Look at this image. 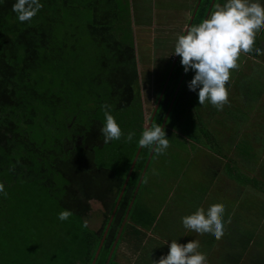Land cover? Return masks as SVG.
I'll list each match as a JSON object with an SVG mask.
<instances>
[{"label":"trees","instance_id":"obj_1","mask_svg":"<svg viewBox=\"0 0 264 264\" xmlns=\"http://www.w3.org/2000/svg\"><path fill=\"white\" fill-rule=\"evenodd\" d=\"M197 1L191 11L190 26L207 17L211 1L222 2L199 0L194 12ZM14 2L0 0V183L5 185L7 194H0V264H20L19 260L9 263L8 257L14 252L3 249L11 243L10 226L16 217L10 210L28 200L19 199L20 192L30 191L42 192L62 210H69L82 225L97 216L96 227L87 224L82 235L75 234L69 247L59 249L56 256L67 260L66 264H91L139 146V136L154 108L145 119L132 31L127 24V35L122 34L118 0H41L43 6L37 14L23 23L12 11ZM259 43L260 37L256 35L254 47L260 48ZM180 59L178 56L150 126H161L183 72ZM164 68L162 76L157 77L154 104L170 70L168 66L163 73ZM193 75L192 71L184 73L167 117L175 120L180 129L169 125L163 128L165 134L176 131L182 149L191 134L212 145L220 143L217 126L222 121L217 117L221 110L207 102L198 104L196 93L187 87ZM231 80L235 92L248 99L256 100L264 89L260 79L250 74L240 72ZM230 103L228 99L227 105ZM102 105L110 106L122 131L119 141L127 148L126 152H115V159L109 158L110 161L105 156L112 154L114 140L103 143L99 131L104 121ZM223 110L228 119L240 118L239 113L236 116L225 107ZM128 132L135 133L131 142L124 138ZM238 145L251 149L250 155L240 151V156L254 157L246 139L242 138ZM150 150L141 147L94 264L105 263L132 198L116 248L134 232L135 242L140 243L141 234L152 228L154 217L140 202L148 167L134 195ZM231 174L230 170L227 176L232 178ZM251 177L237 180L241 186L264 193V184ZM92 201L99 202L102 208L94 211ZM225 220L228 239L222 254L224 264H264V248L258 255L250 252L246 256L250 244L260 243L258 235L262 232L258 234L256 223L243 227L230 221L229 214ZM208 239L209 245L215 246V239ZM245 256L248 261L244 263ZM256 256L261 262H256ZM108 264H118L114 254Z\"/></svg>","mask_w":264,"mask_h":264},{"label":"rangeland","instance_id":"obj_2","mask_svg":"<svg viewBox=\"0 0 264 264\" xmlns=\"http://www.w3.org/2000/svg\"><path fill=\"white\" fill-rule=\"evenodd\" d=\"M118 2L122 18V34L124 37L127 35V32L125 33L127 24H129L132 31L131 36L134 40L138 63L141 99L146 119L154 106V94L158 88L157 77L162 73L163 67H165L164 73L166 68L171 65L175 55L172 53L175 38L185 29L186 21L192 16L189 12V5L193 1L187 3V13L190 14L187 17H173L168 15V11H165L166 15L162 11H156L160 6V0H118ZM213 3L211 1L207 15L213 10L215 4ZM142 5L145 6V13L149 12L147 9L150 5L153 8L151 13H158L155 16H141L138 10L141 9V13H144ZM172 8L173 6L170 8L171 13ZM131 9H134L133 12ZM137 14L139 16H135ZM256 35L260 37L259 45L263 46L264 49V31ZM238 64L237 69L231 70L230 79L242 72V74H250L259 78L264 84V55L257 58L241 55ZM227 90L228 99L231 103L230 105L225 104L224 107L233 111L236 116L237 113L240 115V119L236 121L237 126H235L238 129L237 137L232 134L231 127L226 128L224 126L223 121L228 118V115H225L222 109L221 116L217 117L222 121L221 126L217 127L223 132L222 135L225 139H223V143L225 141V145L220 143L212 145L205 138L200 139L188 134L187 146L184 145L182 149L178 145L179 138L168 131V134L165 135L172 144L164 152L155 151L152 154L153 156H151L147 166L145 186L154 185L162 190L175 188L170 201L174 203L173 199L176 198L174 213L177 215L189 214L194 212L197 207L207 209L211 204H223L226 210L225 217L229 214L230 221L246 227L249 222L256 223L258 234L262 232L258 235L261 237L260 243L254 240L255 242L250 244L246 256H249L250 252L253 255H258L256 253L264 248V212L260 213L264 210V193L255 190L251 186H241L237 179H249L254 176L258 182L264 184V89L260 91L257 99L252 102L245 101L241 98L242 96L235 97L240 92H235L233 80L229 82ZM208 121L211 127L213 119L210 118ZM164 125L180 129V125L175 120L166 119ZM189 127H192L191 123ZM240 138L246 139L253 148L252 152L256 153L254 159L239 156L238 163L235 161V153L242 151L250 155L249 148L236 145ZM191 141H196L200 145L193 144ZM230 142L231 144H229ZM111 146H113L114 153L112 151L111 155L105 156L107 161H110L109 158L111 160L114 158L115 152H126L127 150L126 144L119 140H114ZM203 153H206V155L204 156ZM230 170L231 175H233L232 178H230V175V177L227 176ZM146 190L145 187L140 192L144 194ZM25 197H28V200L21 207L10 210L16 217L15 220H12L10 226L9 239L11 243H7V247L3 249L14 252L11 257H8V262L14 263L19 260L20 264H66L67 260L63 258L56 259L59 258L56 256H58L59 249L69 247L75 234L82 235L83 225L81 220L71 214L68 220L59 221L57 214L62 209L56 206L51 199H47L42 192L37 194H33L32 191L28 194L20 192L19 199ZM163 197L164 191L158 199L161 204ZM171 206L172 204L167 205L163 212L168 214L173 211ZM92 207L95 211L101 208V204L92 201ZM179 220L180 218H175V221ZM87 221L90 225H94L99 219L97 220V216L93 215ZM175 221L169 219L166 225L167 232H164L163 220L160 219L154 233L161 234L156 237L157 239H150L148 242L146 241L148 237L142 238L139 253L143 254L147 251L156 253L159 249H168L167 243L164 244L165 239L166 241L178 240L179 243L192 240L193 232L181 233L183 226L176 224ZM198 236L199 250L207 253L206 247L213 246L208 243V237L210 236ZM227 236L228 233L224 232L223 238L217 240L223 248L226 239H228ZM246 256L244 263L248 261ZM256 259L258 263L261 260L259 256H256ZM147 263L153 264L152 258Z\"/></svg>","mask_w":264,"mask_h":264},{"label":"clouds","instance_id":"obj_3","mask_svg":"<svg viewBox=\"0 0 264 264\" xmlns=\"http://www.w3.org/2000/svg\"><path fill=\"white\" fill-rule=\"evenodd\" d=\"M41 0H15L12 11L19 22L30 21L42 7ZM264 31V0H222L217 2L206 18L184 29L174 41L172 53L178 55L185 73L194 75L187 87L197 95L199 105L208 104L221 110L228 103L226 85L231 70L239 67L241 55H264V49L254 47L256 34ZM104 121L100 128L103 143L119 140L122 131L110 113V106H101ZM134 132L124 137L131 142ZM140 147L164 152L169 140L161 126L145 127L137 141ZM5 185L0 183V194L7 195ZM225 206L211 204L207 209L197 207L194 212L180 218V223L189 232L208 235L219 240L224 235ZM71 212L62 210L57 214L59 221L68 220ZM87 227V223L83 225ZM168 251L153 264H207V257L199 251L197 240L179 243L165 241Z\"/></svg>","mask_w":264,"mask_h":264},{"label":"crops","instance_id":"obj_4","mask_svg":"<svg viewBox=\"0 0 264 264\" xmlns=\"http://www.w3.org/2000/svg\"><path fill=\"white\" fill-rule=\"evenodd\" d=\"M169 2H171V3L169 4ZM191 2H192V4L189 5V7H190L189 12L191 14V11H192V8L194 5L193 4L194 0H172V1L171 0H160V6H159V8L156 9V11H158V12L162 11L165 15H166L165 11H168V15L173 16V17L174 16L175 17H187L188 15H190L189 13H187V3H191ZM197 5H198V3L196 4L195 8L197 7ZM172 6H173V8L171 9L172 10V13H171L170 8ZM195 8H194V10H195ZM131 10L133 12L134 9H131ZM140 10L141 9H139L138 11L140 12L139 14L141 16H145V15L146 16H155L158 13V12H155V14L151 13V11L153 10L152 5H150L149 8L147 9L149 11L147 13L144 12L146 9H145V6L143 7V5H142V10L144 13H141ZM139 14H137L135 16H139ZM186 26H187V24H186ZM186 26H185V28H186ZM159 75L162 76V73ZM173 133H175V135H176V131H173ZM180 141H181V139L179 140V142ZM185 144H187V142H185ZM145 187L147 188V190L144 194L141 193L140 202L145 208H147L150 211V213L154 217V222H153L152 228L150 230H148L146 233L143 232V234H141V233L140 234L143 238L148 237L146 240L148 242L150 239H154V238L157 239L156 237L161 234V233L158 234L157 232H156V234L154 233L156 226L158 225V222L160 219L163 220L164 232H167L166 231V225L168 224L169 219L175 221V218L176 219L181 218L182 216L187 215V213L178 214V215L174 213L176 210V208H175L176 198L174 197V199H173L174 203H171L172 201H170V199L173 197V193L175 192V188H167L166 190L165 189L162 190V189H159L158 187H156L154 185L153 186L146 185ZM163 191H164V197H163V202L161 204L158 201V199H159V196L163 195ZM91 204H92V202H91ZM169 204H172L171 209L173 211H170L168 214H166L163 211L167 208V205H169ZM101 208H102V205H101ZM97 220H98V218H97ZM175 222H176V224L177 223L181 224L180 220L175 221ZM87 224L91 228L97 226L96 223L94 225H90L88 223V221H87ZM163 230H162V232H163ZM188 232L189 231H187L185 228H182L181 233L187 234ZM179 235H180V233H179ZM134 236L136 237L135 232L132 234H129L128 239L122 240L118 244L117 248L115 246L116 249L114 248V251L112 254H114V256H115L116 263H118V264H140V263L144 262L145 264H148L147 262L149 261V259L152 258V261H158L160 259L161 255L166 254L168 251L167 248H163V249H159L156 253H149V251H147V252H144L143 254H141V253H139L140 243L135 242L136 239H134ZM198 237L199 236L195 232H193L192 240H199ZM222 238H223V236H222ZM165 241H166V239H165ZM215 241H216L215 246L213 245L210 248L206 247L207 253L203 252V250H199V251H201L202 253H204L206 255L207 264H224V260L222 259L223 246L219 245L217 240H215Z\"/></svg>","mask_w":264,"mask_h":264},{"label":"water","instance_id":"obj_5","mask_svg":"<svg viewBox=\"0 0 264 264\" xmlns=\"http://www.w3.org/2000/svg\"><path fill=\"white\" fill-rule=\"evenodd\" d=\"M197 3H199V0H198ZM195 10H196V8H195ZM195 10H194V12H195ZM192 17H193V15L191 16L190 21H189V23L187 24V26H186L185 29H187V28L190 26V23H191ZM177 57H178V55H174V58H173V60H172V62H171L170 70H169V72H168V75H167V78H166L165 84H164V86H163V88H162V90H161V92H160V95H159V97H158V99H157V101H156V103H155V105H154L153 112H152V114H151V116H150V119H149V121H148V123L146 124L145 127L150 126L151 120H152L153 115H154V113H155V111H156V109H157L158 103H159L160 98H161V96H162V93H163V91H164V89H165V85H166V83H167V81H168L169 75L171 74L172 69H173V67H174V65H175V63H176ZM184 73H185V72H184V70H183L182 75H181V78H180V80H179V82H178V85H177V87H176V89H175V92H174V94H173V97H172V99H171V101H170V104H169V106H168V108H167V111H166V113H165V115H164V118H163V120H162V123H161L162 130H163L164 126H165V125H164V124H165V121H166V119H167V117H168V115H169L170 109H171L172 104H173V101H174V99H175V96H176L177 90H178V88H179V86H180V84H181V81H182V79H183ZM140 150H141V147L138 146L137 151H136L135 156H134V159H133L132 164H131V166H130V169H129V171H128V174H127V176H126V178H125V181H124V184H123L122 190H121V192H120V194H119V197H118V199H117V202H116V205H115V207H114V210H113L112 214L110 215V219H109V221H108V224H107L106 227H105V230H104V232H103L102 238H101L100 243H99V245H98V247H97V249H96V252H95V254H94V258H93L91 264H94V263H95V260H96L98 254H99L100 248H101V246H102V243H103L104 238H105V236H106L107 230H108L109 225H110V223H111V220H112V218H113V215H114L115 209H116V207H117L118 201H119V199H120V197H121V195H122V193H123L124 187H125V185H126L128 179H129L130 173H131L132 168H133V166H134V164H135V162H136V159H137V157H138V154H139ZM153 151H154L153 149L150 150V153H149L148 158H147V162L145 163V166H144V168H143V170H142V173H141V175H140V178H139L138 183H137V185H136V188H135V190H134V195H136V193H137V191H138L139 185H140V183H141V181H142V179H143V176H144V174H145V171H146V169H147V166H148V163H149V160H150V158H151V156H152ZM134 197H135V196H134ZM133 200H134V198H132V200L130 201V203H129V205H128V208H127L126 213H125V215H124L123 221H122V223H121V225H120V227H119V229H118V232H117V234H116V236H115V239H114V241H113V243H112V246H111V248H110V251H109V253H108V255H107V258H106V261H105L104 264H108L109 261H110V258H111V256H112V253H113V251H114V248H115V246H116V243H117V241H118V239H119V236H120V234H121L122 228H123L125 222L127 221L128 213H129V210H130V208H131V206H132V204H133Z\"/></svg>","mask_w":264,"mask_h":264},{"label":"flooded vegetation","instance_id":"obj_6","mask_svg":"<svg viewBox=\"0 0 264 264\" xmlns=\"http://www.w3.org/2000/svg\"><path fill=\"white\" fill-rule=\"evenodd\" d=\"M263 42V41H262ZM262 45V44H261ZM261 49H263V46L261 47ZM171 75V74H170ZM170 75H169V78H170ZM169 78H168V80H169ZM166 81V80H165ZM167 84V83H166ZM160 95V94H159ZM162 96H163V94H162ZM162 96H161V98H160V101H159V103L161 102V100H162ZM237 96V98L239 97V96H242L241 98L242 99H244L245 101H254L253 99H248V97H244V95H242V94H238V95H236ZM250 102V103H251ZM158 103V104H159ZM155 105V104H154ZM158 107V106H157ZM154 109V108H153ZM153 111V110H152ZM155 114V113H154ZM238 119H240V118H238ZM237 119L235 118V119H233V118H231V119H228V118H226V120L225 121H223L224 122V126L226 127V128H230L231 127V132H232V134H234V137H237V134H238V129H236V127L235 126H237ZM221 126V125H220ZM222 133L223 132H221L220 131V133H219V140H220V144H222V145H225V141H224V143H223V139H224V135H222ZM230 137V136H229ZM231 137H233V136H231ZM242 138H240V139H238V141H237V143H236V145H238V143H239V141L241 140ZM225 140V139H224ZM233 140V139H232ZM232 140H230V141H232ZM78 143L80 144V141H78ZM229 144H231V142L229 143ZM227 147L229 146V145H226ZM248 146L249 147H251L250 146V144L248 143ZM234 148H235V146H234ZM249 150H251V149H249ZM203 155L205 156L206 155V153H203ZM235 155H236V157H235V161L238 163V158H239V153H235ZM253 156H256V153L253 155ZM246 158V157H245ZM247 159H254V157L253 158H247Z\"/></svg>","mask_w":264,"mask_h":264},{"label":"bare ground","instance_id":"obj_7","mask_svg":"<svg viewBox=\"0 0 264 264\" xmlns=\"http://www.w3.org/2000/svg\"><path fill=\"white\" fill-rule=\"evenodd\" d=\"M153 112V111H152Z\"/></svg>","mask_w":264,"mask_h":264}]
</instances>
